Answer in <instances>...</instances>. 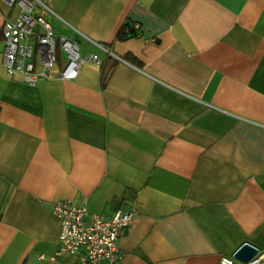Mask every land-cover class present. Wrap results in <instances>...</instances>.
Returning <instances> with one entry per match:
<instances>
[{"label": "crops", "instance_id": "1", "mask_svg": "<svg viewBox=\"0 0 264 264\" xmlns=\"http://www.w3.org/2000/svg\"><path fill=\"white\" fill-rule=\"evenodd\" d=\"M42 1L102 63L9 73L2 23L19 7L0 0V264L79 263L57 253L59 200L133 208L112 264L264 249V0ZM126 21L139 32L123 39Z\"/></svg>", "mask_w": 264, "mask_h": 264}, {"label": "built area", "instance_id": "2", "mask_svg": "<svg viewBox=\"0 0 264 264\" xmlns=\"http://www.w3.org/2000/svg\"><path fill=\"white\" fill-rule=\"evenodd\" d=\"M4 1L19 7L15 18L5 17L2 23V54L9 73H21L25 81L34 84L56 66L59 49L65 54V64L59 71L64 78H76L85 60L97 65L102 63L97 52L82 53L78 38L55 32L51 21L38 11L40 7L51 10L42 0ZM51 211L60 220L58 254L80 253L78 264H112L119 259V239L133 220V208L118 209L111 215H104L90 211L86 204L59 200ZM235 254L236 250L232 255H223L221 263L264 264V249L257 248L248 260H242Z\"/></svg>", "mask_w": 264, "mask_h": 264}, {"label": "trees", "instance_id": "3", "mask_svg": "<svg viewBox=\"0 0 264 264\" xmlns=\"http://www.w3.org/2000/svg\"><path fill=\"white\" fill-rule=\"evenodd\" d=\"M137 27H135V23L132 21H126L122 27L119 29L117 36L121 37L123 39L129 37V36H135L138 33ZM126 58L130 59L131 56L128 54L125 55ZM60 58V55H58V59Z\"/></svg>", "mask_w": 264, "mask_h": 264}, {"label": "water", "instance_id": "4", "mask_svg": "<svg viewBox=\"0 0 264 264\" xmlns=\"http://www.w3.org/2000/svg\"><path fill=\"white\" fill-rule=\"evenodd\" d=\"M257 250V247L249 242H244L236 249V256L242 260H248Z\"/></svg>", "mask_w": 264, "mask_h": 264}, {"label": "rangeland", "instance_id": "5", "mask_svg": "<svg viewBox=\"0 0 264 264\" xmlns=\"http://www.w3.org/2000/svg\"><path fill=\"white\" fill-rule=\"evenodd\" d=\"M86 49L88 50L89 49V47L88 46H83L82 47V53L84 54V52L86 51ZM59 51H60V49H59ZM63 53V54H62ZM61 54H60V56L63 58V56L65 57V54H64V52H62Z\"/></svg>", "mask_w": 264, "mask_h": 264}]
</instances>
